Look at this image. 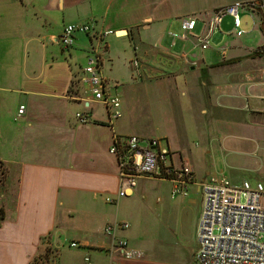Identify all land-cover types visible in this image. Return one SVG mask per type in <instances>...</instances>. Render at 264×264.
Listing matches in <instances>:
<instances>
[{"label":"crops","instance_id":"crops-1","mask_svg":"<svg viewBox=\"0 0 264 264\" xmlns=\"http://www.w3.org/2000/svg\"><path fill=\"white\" fill-rule=\"evenodd\" d=\"M234 1L0 0V160L9 184L0 189V264H30L38 254L49 264H85V254L92 264L193 263L203 208L199 182L212 175L264 182V10L253 12L259 32L252 25L240 35L224 15L206 48L183 32L167 37L182 16ZM92 19L127 36L139 61L135 72L129 58V78L103 73L118 82L122 115L112 123L105 105L83 92L87 82L77 61L89 54L90 44L82 43L88 35L77 32L66 49L55 39L65 24ZM109 52L108 41L105 60ZM141 87L148 91L144 106L136 96ZM113 131L166 137L194 169L187 194L172 195L168 180L141 178L132 195L106 202L118 188L117 160L108 150ZM187 137L196 138L207 162L184 155ZM152 180L166 182V198L162 185H148ZM150 189L167 201L155 207L158 217L176 214L165 227L149 226L139 207L148 206ZM121 220L129 226L116 235L142 256L108 251L111 236L103 226Z\"/></svg>","mask_w":264,"mask_h":264},{"label":"built area","instance_id":"built-area-1","mask_svg":"<svg viewBox=\"0 0 264 264\" xmlns=\"http://www.w3.org/2000/svg\"><path fill=\"white\" fill-rule=\"evenodd\" d=\"M258 6L264 10V3L236 0L210 12L182 16V37L187 38L190 34L197 45L208 47L226 14L232 16V33L240 35L243 32L240 10L248 11L253 17ZM197 23L201 27L194 32ZM77 32L86 33L90 40L89 54L81 67L83 79L87 82L83 92L89 91L105 105L109 123H112L122 115L120 96L115 90L118 82L104 76L102 67L107 50L106 36L111 32L118 34V30L100 29L93 20L67 23L55 39L66 49L73 44ZM130 62L138 72L137 56ZM261 70L264 74V62ZM23 110L24 105L20 104L18 113ZM75 115L80 121L87 120L82 111ZM108 150L117 160L118 188L115 197L105 196L106 202L116 203L120 197L132 195L141 178L170 181L172 195L187 194L189 184L196 179L194 169L181 160L180 154L164 136L146 137L113 131ZM199 186L203 191V208L197 227L198 248L192 264H264V182L251 184L243 180L236 184L224 175H212L199 182ZM128 226L125 220L107 222L103 226V231L111 236L108 251L124 257H140L142 251L130 247L125 236L116 235L117 230ZM70 245L80 246L81 243L70 240ZM44 259L38 254L31 263L43 264ZM84 261L92 264L88 254L84 255Z\"/></svg>","mask_w":264,"mask_h":264},{"label":"rangeland","instance_id":"rangeland-1","mask_svg":"<svg viewBox=\"0 0 264 264\" xmlns=\"http://www.w3.org/2000/svg\"><path fill=\"white\" fill-rule=\"evenodd\" d=\"M196 13H198V12H196ZM193 15H195V13L194 14L191 13V14L184 15V16H193ZM240 15H241V19H242L243 30L245 29V27L250 28L253 25L255 32H259V14L255 13L254 17H251L250 14L248 13V11L240 10ZM253 18H254V20H253ZM92 20L94 21V24L96 25V20H94V19H92ZM226 20H227V17L225 18L224 21H226ZM109 27H113V26L108 25L107 27H105V29H107ZM200 27H201V24L197 23L194 30L199 31ZM223 28H224V31L228 30V28L226 27V24H224ZM181 32H182V30L180 28V23L174 24V26H172L170 29V34H169V37H167V40H169L171 38V36H172L171 33L175 34V35H180ZM116 36L117 35L114 32H111L106 36L107 42L109 41V44H110L109 56L111 57V60L107 59V56H106V60L104 58L105 61L103 63V67H102V71H103L102 73H104L107 76L108 75H116V76L122 77V78H129V76H131V74H130L131 69L133 70L132 66H131V68H130V66L129 67L127 66V63L129 62V58L132 59L134 57L133 56L134 54L132 52V43L130 42V39L127 36H122V37H119V36L116 37ZM177 41L179 42V39H177ZM86 42H88V44H90V40L85 37V39L82 41V43L85 45ZM86 59L87 58H85V56H82L80 59H78L77 62H79L80 65H84L86 63ZM147 92L148 91L147 90L145 91V88H143V87H141L136 92V96L138 97V101L143 106L145 105V98L147 96ZM187 138H188V140L184 139V138L182 139L184 144L189 148L188 154L184 153V155H186V157H188L187 155H189V157L192 158V160H194L198 163L207 162L208 156L206 157L201 153V151L198 148V143L196 142V138H194V137H191V138L187 137ZM177 151L180 152L179 150H177ZM182 158H183V156H182ZM149 184H153V187H155V186L159 187L160 185H162L161 191H162L164 198H166L167 186H166L165 181L152 180L148 183V185ZM3 186H4V188L9 186V184L6 183V180L4 178L0 182V189H1V187L3 188ZM10 189H12V186ZM150 190L152 192H150L148 206L143 207L139 204L138 205H139L140 209L142 210V212L144 214V218L148 222L149 226H152V227L156 226V228L165 227L166 224H163V223L164 222H166V223L172 222L173 220H175L176 214H172L170 216H161V217L159 216L158 217L154 212L155 207L158 205H161V204L167 205V201L166 200L157 201L156 197H155L156 192H154L153 189H150ZM171 206H174V205H171ZM182 221H184V223H187V224H191L193 222V221L191 222L188 217H186L184 219V216H183ZM195 228H196V226H195ZM195 228H194V234L193 235H195V233H196ZM45 259H46V256H45ZM44 262L45 263H43V264H49L47 259Z\"/></svg>","mask_w":264,"mask_h":264},{"label":"trees","instance_id":"trees-1","mask_svg":"<svg viewBox=\"0 0 264 264\" xmlns=\"http://www.w3.org/2000/svg\"><path fill=\"white\" fill-rule=\"evenodd\" d=\"M258 8V7H257ZM5 166L2 162V160H0V182L3 180L4 176H5ZM4 217V210L3 208L0 206V221L1 219ZM44 257V256H43ZM45 258V257H44ZM30 264H33V263H30ZM39 264V263H37Z\"/></svg>","mask_w":264,"mask_h":264},{"label":"water","instance_id":"water-1","mask_svg":"<svg viewBox=\"0 0 264 264\" xmlns=\"http://www.w3.org/2000/svg\"><path fill=\"white\" fill-rule=\"evenodd\" d=\"M261 28L264 31V22L261 23ZM261 48H264V45H262Z\"/></svg>","mask_w":264,"mask_h":264}]
</instances>
